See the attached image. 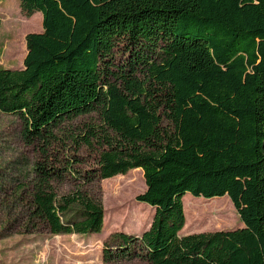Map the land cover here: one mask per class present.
Instances as JSON below:
<instances>
[{
  "label": "trees",
  "instance_id": "trees-1",
  "mask_svg": "<svg viewBox=\"0 0 264 264\" xmlns=\"http://www.w3.org/2000/svg\"><path fill=\"white\" fill-rule=\"evenodd\" d=\"M20 6L41 13L42 30L25 35L21 68H0V111L17 115L23 140L43 149L65 124L97 113L99 128L78 141L100 144L97 177L143 173L135 198L154 208L152 221L139 236L113 233L123 243L105 244L103 261L264 264V0ZM120 51L127 55L118 61ZM54 169L38 161L16 188L28 192V225L99 233L101 201L77 189L57 199ZM186 193L208 199L188 204L215 221L227 196L243 226L180 236ZM73 204L79 211L63 219Z\"/></svg>",
  "mask_w": 264,
  "mask_h": 264
},
{
  "label": "rangeland",
  "instance_id": "rangeland-1",
  "mask_svg": "<svg viewBox=\"0 0 264 264\" xmlns=\"http://www.w3.org/2000/svg\"><path fill=\"white\" fill-rule=\"evenodd\" d=\"M41 20L39 11L26 15L20 0H0V68L22 67L26 53L25 35L41 31ZM126 55L120 51L116 59L120 61ZM100 124L97 113L73 119L60 129L57 140L43 149L42 145L23 140L22 124L17 115L0 111V264H147L139 259L103 261L105 244L115 249L123 243L120 237L111 235L123 232L139 236L149 227L154 208L135 198L145 190L140 168L110 178L97 177L95 169L100 144L93 138L90 144L78 141L87 133V127L96 129ZM45 159L58 174L52 179L57 199L77 189L101 201L104 216L99 233L53 234L41 224L28 225L24 211L28 192H23L25 189L16 191V188L25 185L36 162ZM18 193L22 194L24 202L18 198ZM223 197L227 210L215 221L201 216L188 204L208 199L186 193L182 197L185 222L179 235L242 227L232 202L227 196ZM70 209L63 219L77 214L80 207L73 204Z\"/></svg>",
  "mask_w": 264,
  "mask_h": 264
},
{
  "label": "crops",
  "instance_id": "crops-1",
  "mask_svg": "<svg viewBox=\"0 0 264 264\" xmlns=\"http://www.w3.org/2000/svg\"><path fill=\"white\" fill-rule=\"evenodd\" d=\"M21 68V67H20Z\"/></svg>",
  "mask_w": 264,
  "mask_h": 264
}]
</instances>
